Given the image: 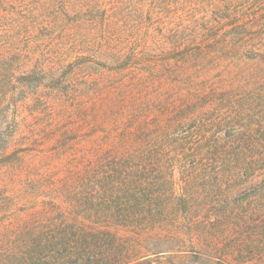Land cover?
Listing matches in <instances>:
<instances>
[{
    "label": "rangeland",
    "instance_id": "rangeland-1",
    "mask_svg": "<svg viewBox=\"0 0 264 264\" xmlns=\"http://www.w3.org/2000/svg\"><path fill=\"white\" fill-rule=\"evenodd\" d=\"M84 2L0 0V94L6 93L5 100H9L4 108L8 120L16 118L20 124L12 149L21 144L29 148L19 161L0 163V252L14 251L25 241L23 233L34 225L66 218L116 232L132 262L264 264V165L259 162V168L243 176L234 167L242 165L233 163L228 149L224 146L220 151V145L215 147L210 141L213 134L221 140L222 132L196 127L179 131L202 113L216 115L214 108H229L231 101L217 96L203 104L196 98L178 96L188 90L187 79L144 81L95 96L81 81L84 71L68 81L50 77V58L59 47L62 50L67 27L80 19L76 12ZM77 31L85 33L82 27H75ZM62 63L59 60L54 67ZM213 66L202 68L198 75L190 71L198 84L193 88L206 92L214 88L221 93L228 88L231 92L247 90L234 84L231 76L241 67L257 72L255 62L246 60L227 59ZM259 66L263 68L264 63L260 61ZM64 71L59 77L65 76ZM216 73L222 77L214 76ZM223 77L228 79L218 84ZM192 102L202 106L190 108ZM242 102H234L237 109ZM260 108L256 107L258 112ZM178 109L184 110L187 120L185 126L175 127L178 131L161 133L170 136L157 146L163 186L153 193L173 206L155 226L122 225L110 218L96 223V208L103 215L110 210L99 205L107 189L95 175L101 171L98 164H105L106 151L117 147L121 130L134 128L133 117L150 119L152 126L166 113L183 114ZM156 130L153 125L151 132ZM146 144L148 150L150 143ZM230 146L239 147L237 143ZM255 147L253 154L264 151L261 143Z\"/></svg>",
    "mask_w": 264,
    "mask_h": 264
},
{
    "label": "trees",
    "instance_id": "trees-1",
    "mask_svg": "<svg viewBox=\"0 0 264 264\" xmlns=\"http://www.w3.org/2000/svg\"><path fill=\"white\" fill-rule=\"evenodd\" d=\"M86 1L76 12V18L80 19L67 27L62 50L59 47L50 58L48 71L52 79L60 81L66 77L68 81L76 74L80 77V71H84L81 81L89 91L96 92L95 96H107L128 84L144 81L187 79L188 90L178 92V96L196 98V102L203 104L217 96L232 102L224 110L214 108L216 115L202 113L187 126L184 110L178 109L183 112L178 115L166 113L153 123L157 126L155 133L151 132L150 119L133 117L134 128L122 129L117 147L106 151L105 164H98L101 171L95 173V178L103 179L107 189L106 198L102 197L99 205H105L111 212L103 215L96 208V223L110 218L122 225L155 226L166 215L164 211L173 206L161 194L153 195L154 189L159 191L163 186L159 180L157 146L169 141L170 135L161 134L167 129L176 132L175 127L181 125L185 127L179 131L196 127L205 132L206 129L222 132L221 140L213 134L210 141L215 147L220 145V151L224 146L225 151L228 149L233 163L242 165L234 167L243 176L259 168V162L264 165V151L253 154L257 143L264 147V66H259L260 61L264 63V0ZM75 27H82L85 33L74 32ZM227 59L255 62L257 72L243 71L241 67L239 73L231 76L234 84L247 90L231 92L228 88L221 93L214 88L208 92L193 88L198 84L191 79L190 71L198 75L202 68L212 65L215 68ZM59 60L63 63L54 67ZM61 70H65V76L62 73L59 77ZM215 75L222 77L219 73ZM223 79L228 77L219 78L218 84ZM6 98V93L0 94L2 164L19 161L29 149L23 144L12 149L20 124L16 118L8 120L4 112L5 103L9 102ZM239 101L243 102L237 109L234 102ZM198 106L202 105L189 104L190 108ZM206 116H211L209 121H204ZM146 142L150 143L148 150ZM234 143L239 147H227ZM214 152L219 153L217 149ZM59 220L50 225H34L24 232L25 241L14 251L0 252V264H148L130 261L125 244L109 228L83 225L66 218Z\"/></svg>",
    "mask_w": 264,
    "mask_h": 264
}]
</instances>
